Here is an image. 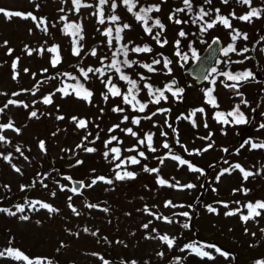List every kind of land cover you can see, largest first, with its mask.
Returning a JSON list of instances; mask_svg holds the SVG:
<instances>
[{
    "label": "rangeland",
    "instance_id": "obj_1",
    "mask_svg": "<svg viewBox=\"0 0 264 264\" xmlns=\"http://www.w3.org/2000/svg\"><path fill=\"white\" fill-rule=\"evenodd\" d=\"M173 1H161L160 14L166 21L167 31L173 32L172 40L174 41L177 36L176 31L180 25L169 19V13L175 5V1ZM113 3V0H107L105 4L101 5L100 0H81V6L77 11V6L73 3V0H0V8L22 13L30 12L37 17L36 21L31 18L24 19L21 17L8 19L0 13V96L11 94L16 90H26L24 94L16 95L12 100L16 103L9 104L6 108L2 125L11 122L13 128L0 127V135L5 137V141H0V153L4 156L11 155L12 157L11 163H9L3 159V156H0V196L3 193L2 182H6L7 186H11L14 190V188L20 186L21 182L25 181V177L28 174H32L35 171L45 153V150H41L39 147L40 141L47 142V150L53 155H58L65 150L67 155L73 156L80 136L87 132L90 125L103 124L107 137L109 139L112 136L117 137L114 142L120 144L121 151L127 154L134 152L127 151V149H132L133 144L145 133L154 134L151 146L156 151L152 152V155L163 154V144L168 139L166 136H162L161 132L168 133L170 131L169 124H173V128L176 129V133L182 140L183 150L190 152L204 165L207 164V161L218 160L225 152L224 149L228 151L231 149V147L224 148V145L229 146V138L233 133V129H229L224 122L220 123L219 129H216L217 127L212 117L214 109L204 98L206 96L205 90L211 85V82L207 81L197 85L189 73L186 74V70L191 63H187L173 55L172 43L161 46L155 41V47L151 52L139 54L140 60L137 71L140 77L143 76L147 80L162 85L169 78H173L177 85L184 89L183 93L186 94L187 100L190 101L186 112L178 116L174 110L161 108L169 111L157 112L156 110L152 112L156 113V115L152 116V113L149 115L151 119H144L141 116L138 117L131 104L124 102L122 93L127 91L129 84L127 81L121 80L112 69L106 67L111 64V57L119 42L115 39L116 28L123 27L124 24L130 25L120 35L125 40H132L134 43L143 42L144 37L138 25L127 19L121 9L112 8ZM212 4L215 10L219 9L221 13L231 18L232 27L226 28L222 24L216 23L215 27L210 31L209 41L213 37L218 36L223 40L224 44L230 42L235 32V27L239 25L247 32H251V38L256 40L257 37L254 33L258 32L264 23V0H250V4H243L240 0H230L228 3H223L221 0H212ZM253 8L260 11L259 18L253 17L251 22L238 19V17L251 12ZM101 11L105 21L103 24L98 22ZM116 12L121 18L113 22L110 17L115 15ZM233 12L235 16L231 15ZM213 16V18L217 16L216 11ZM61 17L66 19H61ZM40 18H44L45 22L40 23ZM70 20L83 24L86 39L92 46V51L95 50L96 52L95 56L90 53L89 59H84L83 62L86 68L104 69L103 76L97 72H92L88 75L87 85L93 93L91 102L79 99L73 93L64 96L57 91L60 85L56 81L42 82V84L35 86L40 76L46 74L49 70L57 68L58 64L67 65L72 58L69 48L70 36L64 31V25ZM38 23L39 27L37 26ZM45 28L47 31H44ZM108 28L113 30L111 47L108 45L109 37L103 35ZM5 41H7V44H5ZM246 42L248 51L240 55V57L243 65L252 66L253 77L250 78V82L248 85L246 84L247 86L245 85L243 89L240 88L241 91H239V88L237 91V88L225 87V78L216 79L217 98L222 108L231 107L234 103L241 100L247 101L244 107L247 114L252 113L257 108L256 124L253 127V131L257 140H264V127H261V125H264V38L260 42L253 44L252 40ZM53 47L59 48L58 51H49ZM9 49L12 50L11 54H9ZM57 55L60 57V62L54 67L52 60ZM164 58L171 61L168 68L164 67ZM155 59H160L161 61L160 64L153 65L155 71L149 72L141 66L142 64H152ZM102 60L103 63H101ZM14 62H16L15 68H13ZM169 68L171 69L170 73L168 71ZM45 69H47L46 72L44 71ZM258 74L260 76H257ZM109 78H111V83L120 89V96L114 97L108 92L105 83L102 81H107ZM33 86L35 88L31 89ZM50 94L52 95V103L44 104V97ZM105 94L108 95L107 101L103 98ZM24 105H28V107H24ZM116 107L122 108L124 111H113ZM200 108L204 109L202 113L196 112L195 116H191L193 110ZM32 111L37 112V117L30 116ZM58 116H63L64 119L59 120L57 119ZM125 116L128 117L127 121L124 120ZM176 116L178 117L177 122L174 121ZM72 117L86 120L88 122L87 127L83 129L77 127V123L72 120ZM133 118H139L140 123L138 125L132 123ZM193 120L195 121V126H193ZM205 124H207V127H205ZM116 125H119V127L110 132L109 129H113ZM127 128H131L137 133V136L134 137L126 133L124 129ZM14 129H20V131L17 132ZM209 136L210 138L205 139ZM262 142L264 143V141ZM252 143V141L248 140L246 149L237 150L234 154L238 155L237 157L229 155L234 159L237 158L235 159L237 164H240L245 170L251 171L255 175L244 180L242 173L237 169L233 170L230 175L225 173L220 176L217 183L218 191L226 192L228 199L233 194L239 195L238 206L243 205L249 198H261L264 200V148L253 149L251 147ZM257 144L261 143L258 142ZM208 145L212 146L207 151H203ZM17 146H19L20 152L16 151ZM21 152L23 155H21ZM82 155L81 159H74L70 165V171H68V173L78 179H81L82 174H91L94 171L97 164L94 161L95 158L99 159V163L104 159V156L100 157L86 151ZM165 156L163 163H161L160 159L155 161V165L159 164L160 170L158 172H153L151 176L138 177L125 184L132 190L131 193L133 195L136 193L134 197L136 204L127 202L128 198L122 203L125 209L134 212L135 227L137 228L138 241L140 243L138 248L140 254L153 255L166 245L160 239L161 235L155 230V226L170 232L176 230L175 223H168L162 217L158 219L157 217L153 218L151 214L150 216L148 214L142 215L145 213L144 207L141 205L143 194L155 199L159 206L165 208L166 203L169 201H179L186 198V196L195 194V190L187 188L186 185L190 184L192 178L199 180L201 176V172H193L188 165H181L179 161L171 159L172 155L165 154ZM77 161H83V163L77 164ZM13 164L19 167L21 172H16L12 167ZM134 166L142 168L143 162ZM125 167L127 171H131L129 163L125 164ZM231 167L232 165H227L225 169H231ZM161 179L167 183L160 184L159 181ZM61 186L64 187V190H61ZM99 187L98 184H94L91 187L86 186L85 190L90 193L96 192ZM72 188L70 183L61 181L57 183L55 193L69 196L72 194ZM244 189L248 190L246 194L243 191ZM73 198L77 200L79 205L82 204L78 197ZM262 211L261 217L253 218L246 222V229L249 231L246 238L249 240L254 238L257 232L264 227V209ZM232 212L236 214L206 215L204 227L209 231L221 226L234 227L236 231H240L241 224L243 223L244 225V222L238 216L239 212H236V210ZM2 221H4V217L0 212V223ZM145 224L148 225L147 228L143 227ZM13 227L17 233L28 234L31 238V243L34 245H42L45 242H51V240L55 241L59 237L64 238L70 232L69 226L66 224L58 222L53 223L51 226L37 222L31 224L29 221L21 220L19 215L13 221ZM148 231H151L150 239ZM108 236L113 240L116 235L114 232H110ZM109 241L106 240L105 243ZM76 242L77 248L83 253L102 248L97 239L90 235H81ZM128 244L133 246V242L129 240ZM107 246L109 245L107 244ZM203 250L209 252L214 259L197 256V259L191 261L190 264H229L232 260V257L223 258L214 249L203 248ZM0 264L20 263L14 258L5 256L0 257Z\"/></svg>",
    "mask_w": 264,
    "mask_h": 264
},
{
    "label": "trees",
    "instance_id": "obj_2",
    "mask_svg": "<svg viewBox=\"0 0 264 264\" xmlns=\"http://www.w3.org/2000/svg\"><path fill=\"white\" fill-rule=\"evenodd\" d=\"M113 1L116 4V7L122 10L127 19L138 25L141 30V34L144 37V41L141 43H134L132 40H125L123 38L118 42L114 50V52H116L121 45H127L129 48L127 59L137 62L131 67L120 65L123 74L128 75L131 79L137 81L139 91H133L132 93V95H135L136 97L133 104H136V102L139 101L140 103H146L148 105L144 112L138 111V104L137 110H133L136 111L138 117L141 116L143 118L151 115L153 111L161 108L174 110L177 112L178 116L183 115L190 105V101L187 100L185 93L179 97H173L171 92L165 91L167 100L162 99L159 104L151 102L155 99V97L149 95V90L145 87L146 84L152 85L153 91L157 88L164 90L165 86L169 84L172 85L173 91L180 89V87L173 78H169L163 85L147 79L142 80L139 72L137 71L138 62L140 60L139 54L141 53L132 52L131 48L135 46H149L153 49L156 41L153 39V36L156 32L160 31L162 32L160 37L161 41L166 39L167 45L172 43L173 55L177 56L176 53L179 51L181 53L180 56H177L179 59L184 60L187 63L193 62L209 42V34L212 28L202 32L201 26L205 22H212L216 19V16L213 18L215 8L212 4V0L210 4L205 3L204 0H197L196 4V0H192V14L187 13V11L176 14L175 18L187 21V23L179 24L180 26L176 31L177 36L174 41L172 40V37L174 36L173 32L167 31L166 21L160 14V11L148 13V17L150 18L147 19L146 25L144 21H138L134 15V13H140L142 8H148L153 5H159L160 7V2L164 0H133L135 7L132 12L128 11V6L123 3V0ZM174 1L175 5L170 11L169 16L174 13L175 9L184 7L183 0ZM200 7H204L205 11L211 10V15L206 16L204 21H198L196 24H193L192 16L196 14ZM115 15L121 18L118 12H116ZM219 15L228 17L226 14L221 12H219ZM157 18L165 26L163 30H161L158 26H154V21ZM68 24L79 25L82 28V31L76 34H73L75 29H68L66 32L70 36L69 48L72 58L67 65L58 64L57 68L49 70L46 74L40 76L35 83V86L42 84V82L56 81L59 83L58 85H60V88H67L68 92L75 94L74 88L78 83L83 84L85 88L90 90L87 85L88 78H84L80 69H87L83 61L84 59H89V54L92 52V46H90L86 39L85 28L82 23L70 20L66 22L64 29ZM145 27L152 29L151 35L145 31ZM181 30L186 33L185 37H180L178 35ZM237 30L240 33H243L240 26L237 27ZM80 36H83L82 40L80 39ZM74 41H78V43H74ZM177 41H179V46H177ZM230 44L234 45L236 51L230 52L227 56L223 53L222 57L212 68V70L216 69V71H211L209 77L211 85L206 89L212 90V96L215 98L216 104L218 105V107H214L209 104L214 109V115L212 117L216 124V129L220 128V123H222L224 119L229 121V123H225L227 124V127L229 129H233V133L229 138V146L224 145V148L231 147L229 151L224 152L218 160L213 162L207 161V164L204 165L203 163H200L199 160L192 154H190V152L183 150L182 140L179 136H177L176 132H173V129H175L173 128V124H171V128L169 127L170 131L166 133L169 148H164L163 154L157 153L156 155H152L153 151L149 150L145 133V135L143 134L140 138H138V141L140 139H145V144L140 145L137 141L132 146V148H135L136 151L131 154L121 151L120 158L114 159L115 154L111 153L110 149L113 147L121 149V146L113 141L107 146V148H105V141L109 140V138L105 133L106 130L103 124L89 126L87 132L80 136L73 156L67 155L65 150L58 155H53L49 150H47L46 142V151L43 155L42 161L39 165H37L32 174H28L25 177V181L21 182L20 186L14 188L13 190L11 186H7L6 182H2L3 193L0 196V208H7L13 212H17L16 206L20 205L24 207V212H17L16 216H9L6 213L1 212L4 217V221L0 223V250H4L8 247L18 249L30 260H36L39 258L44 261V264H48V261H51V264H105V261H108L109 264H131L132 261H135L136 264H190L191 261H195L197 259V255L192 253L190 249L185 248V245L194 243L198 247L200 245H215L223 252L229 254L225 257L218 253L220 256L223 258L232 257L229 264H259L260 261H264V227L262 230L257 232L254 238L250 240L246 238L249 231L246 229L245 221H242L244 222V225L243 223L241 224L240 231H236L234 227L227 228L226 226L215 228L212 231H209L204 227V218L206 215H225V213L229 211L232 212L236 210V212H239L238 216L242 217L249 214V210L246 207L248 203L251 202L255 204L257 201L264 202L261 198H249L243 205L238 206V194H233L230 199H228V194L226 192L218 191L217 183L219 180H217V177L221 170L225 169V166L227 165L233 166L237 164V161L235 160L237 158H232L238 156L234 155L235 152L237 150H243V148L246 149V143L248 140L253 143H263L262 141H264L262 139L257 140L253 131V127L256 124L255 117L258 112L257 108L252 113L247 114L244 108L245 103L242 102L245 100L238 101L228 108H222L219 105L216 92V82L213 83V81L225 77V85H232L237 82L228 80L226 76L222 75V73L230 72L232 74H237L245 71H251L254 73L251 66L242 64L240 57V55L243 54L244 46V44H242V37L236 39L235 43H227L225 48H227ZM74 47L81 48L79 56L73 54ZM185 54H187L186 60L182 58ZM116 58L121 61L124 60L122 55H117ZM111 59H113V56ZM112 70L117 73L115 69ZM65 73L69 75H64ZM187 73L188 72L186 70V74ZM117 74L120 77V73ZM249 82L250 78L245 81H240L238 82V87L243 89ZM35 86L31 87V89H34ZM129 87L130 85H128V89ZM128 89L126 92L122 93V96L128 94ZM25 92L26 90H16L11 94L0 96V109H3V111L0 112V125L4 122V116L7 110L5 105L8 106V101L13 100L16 96L13 94H24ZM129 98H131V96ZM204 98L205 101H207V97L204 96ZM237 105L240 106V111L247 119V123L237 124L234 122L233 117L227 115V113L235 110ZM217 113H224L225 115L221 120H217ZM174 121H178L177 116ZM97 135L99 136L98 139ZM85 137H87L86 140ZM81 144H83V147L78 148L77 146ZM87 147L95 148L96 151L92 153L99 155L100 157L104 156L106 151H109V155L107 159L104 156V159L100 163L99 159L95 158L94 161L97 162V164L94 171L91 174H82L81 178L86 182V184L79 192H72L69 196L62 193H55L57 183L66 181V179L63 178V174L70 171V165L74 159L77 160L83 157L82 153L85 151L84 148ZM140 151L145 153L146 158L138 155ZM165 154H176L181 159L189 161V163L194 167L201 169L202 172L199 180L192 178L190 182V184L194 185L192 189L195 190V194L186 196V198L180 199L179 201L171 202V206L165 205V208H162L159 204H157L155 199H151L149 196H145L143 194L141 205L144 207L145 213L142 215L148 214L150 216L151 213L153 218L168 217L172 223H175L176 230L174 232H170L168 230H163V228L159 226H155V230L159 232L161 236L167 235L169 238L174 239L173 246L169 247L166 244L163 249L157 251L153 255L140 254L138 249L140 243L138 241L137 228L135 227L136 220L134 219V212L129 209H125L123 205L126 198H128L127 202L136 204L137 202L134 200L136 193L133 195L131 193L132 190L125 184L128 181L137 179L138 177L151 176L153 172H145V166L149 169L157 168L160 170L159 164L155 165V161L165 159ZM229 154L232 155V157H230ZM127 156H136L140 162H143V167H135L129 161L128 163L131 165V172L136 174L135 178L116 180L115 175L117 171L121 174L127 171L125 165L121 168H116L117 164H120L121 161L128 158ZM101 176L111 179L113 183L107 184L103 181L97 180L95 184L100 186L98 190L91 193L87 192L85 190L87 182L88 185L92 184L93 180ZM43 185H47V187H44ZM21 186H25L23 190ZM53 193H55V195H53ZM73 197H78L82 201V204L79 205L77 200ZM31 201L48 203L58 211L50 213L47 209L41 208L39 204H37L35 208L29 207V202ZM69 204H71L72 207H74L80 214L76 215L73 213ZM88 204L97 205V207L89 208L87 207ZM225 205H227V207H225ZM209 206L216 209V211L210 212L208 210ZM103 209H107V211H104ZM262 210H258L261 212V215L255 218L262 216ZM184 212L189 213V216H183L182 213ZM18 215H27L29 217L27 221L31 224L37 221H39V224L43 225L44 223L47 226H51L56 222L63 223L69 226L70 232L64 238L59 237L55 241L51 240V242H45L42 245H34L31 243V238L28 234L15 232L13 221L15 217H18ZM185 223L189 224L188 228L183 227ZM85 229H88V231H85ZM110 232H114L116 235L113 240H111L110 236H108ZM125 233L126 235L124 236ZM148 233L150 239L151 231H148ZM81 235L94 236L97 239V242L101 244L102 248L100 250H91L83 253L77 248L76 242L80 239ZM106 240L110 241L105 243ZM128 240L133 242V246L128 244ZM107 244L109 246H107ZM204 248L214 249L211 247ZM159 253H163V255L161 256ZM16 260L20 264H27V261Z\"/></svg>",
    "mask_w": 264,
    "mask_h": 264
},
{
    "label": "snow or ice",
    "instance_id": "obj_3",
    "mask_svg": "<svg viewBox=\"0 0 264 264\" xmlns=\"http://www.w3.org/2000/svg\"><path fill=\"white\" fill-rule=\"evenodd\" d=\"M106 2H107V0H100V4L101 5L105 4ZM204 2L210 4L211 0H204ZM222 2L223 3H228V0H222ZM240 2H242L243 4H250V0H240ZM73 3L77 6V11H78L79 7L81 6L80 5V0H73ZM123 3L128 6V11L132 12L133 8L135 7V3L133 2V0H123ZM183 5H184V7L175 9L174 13L169 16V19L170 20H174V22L176 24L187 23V21H182V20H180L178 18H175L177 13H182V12H186L187 11V13L192 14V12H193L192 0H183ZM84 6H88V5H84ZM37 7H38V5H37ZM112 8L113 9L116 8V4L115 3L112 4ZM153 11L159 12L160 11L159 5H153V6H150L148 8H142L140 13H134V15H135V18L138 21H144L145 25H146L147 24V19L150 18V17H148V13L153 12ZM215 11L217 13L216 19L214 21H212V22H205L201 26V31L202 32H205L208 29H211V28L215 27L216 23H220L226 28H231L232 27L231 22H230L228 17L219 15V12H220L219 9H216ZM0 13H2L8 19H11L12 17H21V18H24V19L31 18L33 21L37 20V17L34 16L30 12L29 13H22V12H19V11H7L4 8H0ZM141 13H143V14H141ZM210 15H211V10L205 11L204 7H200L199 10L196 12V14L192 16V23L196 24L198 21H204V18L206 16H210ZM231 15L235 16V13L233 12ZM253 17L259 18L260 17V11L255 9V8H253L251 10V12H249L246 15L238 17V19L246 21V22H251ZM61 19H66V18L65 17H61ZM119 19L120 18L117 15H112L110 17V20L113 21V22H116ZM44 22H45L44 18H40V23H44ZM98 22L101 23V24H103L105 22L102 11L100 12V19H99ZM37 26L39 27V23L37 24ZM154 26H158L161 30H163L164 27H165L158 18L155 19ZM129 27H130V25H128V24H124L123 27H117L116 28L115 39L117 41L122 40L123 37L120 35V33L123 32L124 29H127ZM68 29H75V32L73 34H76V33H79V32L82 31L81 26L74 25V24L66 25L64 31L67 32ZM44 31H47V29L45 28ZM112 31L113 30L111 28H108L103 33V35L109 37V39H108L109 47H111V45H112ZM145 31L149 35L152 34V29L149 28V27H145ZM234 31H235V34L232 36L233 41H235L236 39L241 38V37L244 40L248 39V36H247L246 33H240L238 30H234ZM161 34H162V32H160V31L156 32L155 35L153 36V39H155L158 44L163 46L164 44H167V40L164 39L163 41H161V39H160ZM178 35L180 37H185L186 33L183 30H181ZM80 39L82 40L83 36H80ZM215 42L216 41H214V43ZM74 43H78V41H74ZM176 43H177V46H179V41H177ZM5 44H7V41H5ZM11 51L12 50L9 49V54H11ZM49 51L57 52L58 49L56 47H53V48L49 49ZM80 51H81L80 47H74L73 54L76 55V56H79L80 55ZM131 51L135 52V53H149V52L152 51V49L149 46H135V47L131 48ZM235 51H236V48L232 44H230L227 48L223 49V53H224L225 56H227L230 52H235ZM243 51L247 52L248 49L244 48ZM128 52H129L128 46L127 45H121V47L119 49H117L116 52L113 53V59H112L111 64L107 65L106 67H108L110 69H115V71L117 73H120V79L124 80V81H127V83L130 85V87L128 89V94H125L123 96L124 102L126 104H131L134 110H137V104H138V111L144 112L145 109L148 106L146 103H140L139 101H137L136 104H133V101L136 100V97H135V95H132V93H133V91H136V92L139 91V88H138V85H137V81L131 79L128 75L123 74V72L121 71L120 65L131 67L134 63H137L136 61H130V60L127 59ZM29 54H31V52H29ZM91 55H93V56L96 55L95 50H93L91 52ZM117 55H122L124 57V60H122V61L118 60L116 58ZM176 55L180 56L181 53L179 51H177ZM182 58L186 60L187 59V54H185ZM59 62H60V57H59V55H57L52 60V65L55 67ZM101 63H103V60L101 61ZM160 63H161L160 59H155V60H153L152 64H142L141 66L146 68L149 72H153V71H155L153 65H158ZM170 63H171L170 60H168L167 58H164V67L165 68H168V65ZM15 67H16V62L13 63V68H15ZM25 71H27V70L25 69ZM44 71L46 72L47 69H45ZM168 71L170 73L171 69L169 68ZM212 71L215 72L216 69H213ZM80 72L82 73V75L84 76L85 79H87L89 73H92V72L100 73L101 76L104 75V69L103 68L93 69L92 67H89L87 70H84L83 68H81ZM64 75H69V74L65 73ZM222 75L226 76L228 80L237 82V83H233L232 85H225V87L237 88V91H238V82L245 81V80H248L249 78L253 77V73L251 71H245V72L237 73V74H232L230 72H225V73H222ZM14 78H15V76H14ZM140 78L142 80L145 79L143 76H141ZM102 82L105 83V86L108 89V92H110L112 96L115 97V96H120L121 95L120 89L117 88L115 85H113L111 83V78H109V80H107V81H102ZM173 83H174V81H173ZM213 83H215V81H213ZM145 87L149 90V95L155 97V99L153 101H151L152 103H155V104H159L162 99L163 100H167V96H165V91L171 92L173 97H179L184 91V89H182V88L177 89L176 91H173V88H172L171 84L166 85L164 90H161V89L157 88V89H155V91H153V86L150 85V84H146ZM57 91L61 92L64 96H68V95L71 94V93H69L67 91V88H58ZM74 91H75V95H76L77 98L86 100L88 102H91V97H92L93 93L90 90H88L87 88H85L83 84H79L78 83L75 86ZM13 95H19V93H14ZM205 95L207 97V103L213 105L214 107H218V105L216 104L215 98L212 96V90H206ZM130 96H131V98H129ZM103 98H104L105 101H107L108 95L105 94ZM242 102L243 103H247V101H242ZM13 103H16V102L12 101V100L8 101V104H13ZM43 103L44 104H51L52 103V95L50 94V95L44 97ZM5 107H7V105H5ZM24 107H28V105H24ZM2 111H3V109H0V112H2ZM113 111H115V112H123L124 109L116 107V108L113 109ZM166 111H169V110L168 109H157V112H166ZM203 111H204L203 108L195 109V110L192 111L191 116H195L196 112H201L202 113ZM154 115H156V113H152V116H154ZM224 115H225L224 113H217L216 114L217 120H221L224 117ZM227 115L233 117L234 118V122L237 123V124L247 123V119L245 118L244 114L240 111V106L239 105L236 106L235 110H233L232 112L227 113ZM30 116L31 117H37V112L36 111H32L30 113ZM57 119L63 120L64 117L63 116H58ZM144 119H151V116H145ZM72 120L75 121L77 123V127L81 128V129L87 127L88 122L86 120H84V119H78L77 117H72ZM124 120L127 121L128 117L125 116ZM223 122L224 123H229V121L227 119H224ZM132 123L138 125L140 123V119L139 118H133ZM192 123H193V126H195V121L194 120L192 121ZM0 127H2V128H10L11 129V128H13V124L10 122V123H8L6 125H0ZM118 127H119V125H116V126H114L113 129H109V131L110 132L114 131L115 128H118ZM168 127L171 128L172 125L169 124ZM205 127H207V124H205ZM261 127H264V125H261ZM14 130L17 131V132L20 131V129H14ZM124 131L126 133H128V134H131L134 137L137 136V133L134 132L131 128L124 129ZM173 132H176V129H173ZM54 135H55V133H54ZM89 135H90V133H89ZM153 135L154 134H151V133L146 134V141H147V144L149 146V150L155 152L156 149L151 146L152 145V141H153ZM161 135L162 136H166L167 134L164 133V132H161ZM177 136H178V133H177ZM98 138H99V136L97 135V139ZM208 138H210V136L205 138V139H208ZM86 139H87V137H85V140ZM116 140H117V137L112 136L109 140L105 141V148H107V146L109 144H111L113 141H116ZM0 141H5V137L3 135H0ZM93 143H94V141H93ZM121 143H122V141H121ZM138 143L140 145L145 144V139H140L138 141ZM211 146L212 145H208V147L203 149V151H207L208 148H210ZM39 147H40L41 150H45L46 151L45 142L44 141H40L39 142ZM77 147L78 148L79 147H83V144L78 145ZM163 147L167 149V148H169V144L167 142H165L163 144ZM251 147L253 149H255V148H264V143H261V144L252 143ZM84 150L86 152H88V153H92V152L96 151V149L93 148V147H87V148H84ZM16 151L20 152L19 146H17ZM127 151H136V149L135 148L127 149ZM224 151L227 152L228 150L224 149ZM110 152L115 154L114 159H119L120 158V152H121L120 148L113 147V148L110 149ZM21 155H23L22 152H21ZM108 155H109V151H106L104 153V156H105L106 159H107ZM138 155L140 157H145V153L143 151H140L138 153ZM0 156H3L4 160H6L9 163H11V159H12L11 155L4 156L2 153H0ZM25 159H27V157H25ZM171 159L179 161V163L181 165H188L189 169L191 171H193V172H202L201 169L194 167L193 165H191L189 163V161L183 160L179 156L172 155ZM129 161L133 165L140 163V160L137 159L136 156H132V157H128L126 160L121 161L120 164L116 165V168H121L123 165L127 164ZM82 163H83V161H77V164H82ZM161 163H163V159H161ZM12 167L14 168V170L16 172H18V173L21 172V169L19 167H16V165L13 164ZM237 169L242 173V176H243L244 180H247L249 177L255 175L253 172L245 170L240 164H235V165H233L231 167V169H227V168L226 169H222L221 172L219 173L218 177H217V180H219V176H223L225 173L230 175L233 170H237ZM114 171H115V169H114ZM144 171L145 172H158L159 169H157V168L149 169L147 166H145L144 167ZM256 174H258V173H256ZM135 175L136 174L134 172H131V171H125L123 174H121L120 172L117 171L116 175H115V179L116 180H124L126 178L127 179H132V178H135ZM66 179L71 180V177H66ZM97 180L103 181V182H105L107 184L113 183V181L111 179H107V178L101 176V177H98L95 180H93L92 184L87 185V187L93 186L97 182ZM77 183H80L81 185H83L82 181L81 182H77ZM159 183L160 184H165L167 182L165 180L161 179L159 181ZM43 186L47 187V185H43ZM5 187H7V186H5ZM21 187H22V190H23V188L25 186H21ZM186 187L187 188H192V187H194V185L188 184V185H186ZM61 190H64L63 186H61ZM71 191L76 193L77 192V188L73 187L71 189ZM243 191L246 194L248 190L244 189ZM53 195H55V193H53ZM69 199H71V198H69ZM37 204H39V206L41 208L47 209L50 213L58 211L52 205H50L48 203L41 202V201H31V202H29V207L35 208ZM166 206H171V202L170 201L167 202ZM69 207L72 208L73 213H75L76 215L80 214L79 212H77V210L74 207H72L71 204H69ZM87 207L95 208V207H97V205L88 204ZM181 207H182V205H181ZM225 207H227V205H225ZM246 207L249 210V214L248 215H244V216L241 217V219L243 221H245V222H247L249 219H253V218L261 215V212L258 211V210L264 209V202L257 201L255 204L250 202V203H248L246 205ZM16 208H17V212H21V213L24 212V207L23 206L17 205ZM103 210L107 211V209H103ZM208 210L210 212H215L216 211V209H214V208H212L210 206H209ZM146 211H147V209H146ZM0 212L6 213L9 216H16V214H17V212H13V211H11L10 209H7V208H0ZM235 214H236L235 212H227V213H225V215H235ZM182 215L185 216V217H188L189 213L184 212V213H182ZM157 218L159 219L160 217H157ZM20 219L27 221L29 219V217L27 215H22V216H20ZM163 219L166 222H168V223H172V221L168 217H164ZM37 223H39V221H37ZM143 227L147 228L148 225L145 224V225H143ZM183 227L188 228L189 224L185 223L183 225ZM85 231H88V229H85ZM160 239L162 241H164L169 247H172L173 244H174V239L169 238L167 235L161 236ZM204 247L214 248L217 253H219L220 255L225 256V257H227L229 255L228 253L223 252L220 248L216 247L215 245H200L199 247L196 244H194V243L185 245V248L190 249L191 252L194 253L197 256L208 257L209 259H214V257H212L209 252L203 250ZM159 255L162 256L163 253H159ZM5 256L11 257V258H14V259H18V260L27 261V264H44V261L42 259L38 258L36 260H30L20 250L13 249L11 247H8V248H6L4 250H0V257H5ZM48 264H51V261H48ZM105 264H109V262L105 261ZM131 264H136V262L132 261ZM259 264H264V261H260Z\"/></svg>",
    "mask_w": 264,
    "mask_h": 264
},
{
    "label": "water",
    "instance_id": "obj_4",
    "mask_svg": "<svg viewBox=\"0 0 264 264\" xmlns=\"http://www.w3.org/2000/svg\"><path fill=\"white\" fill-rule=\"evenodd\" d=\"M229 1V0H228ZM214 41H216L214 43ZM223 49V43L220 38L216 37L212 40V42L208 45V47L200 54V56L195 60V62L189 67V74L192 78L195 79L197 84L203 83L218 57L221 55ZM64 177H71V182L73 187L80 190L82 185L77 182H81V180L74 178L70 174H65ZM83 182V181H82Z\"/></svg>",
    "mask_w": 264,
    "mask_h": 264
}]
</instances>
